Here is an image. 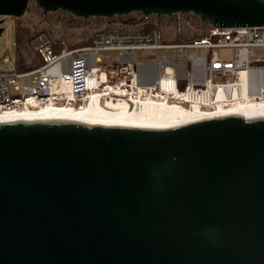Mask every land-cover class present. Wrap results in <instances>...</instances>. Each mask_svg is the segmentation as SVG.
<instances>
[{"label":"water","instance_id":"95a60500","mask_svg":"<svg viewBox=\"0 0 264 264\" xmlns=\"http://www.w3.org/2000/svg\"><path fill=\"white\" fill-rule=\"evenodd\" d=\"M30 2L84 19L264 27V0H0V17L19 21ZM0 264H264V112L0 122Z\"/></svg>","mask_w":264,"mask_h":264},{"label":"built area","instance_id":"2783aa9c","mask_svg":"<svg viewBox=\"0 0 264 264\" xmlns=\"http://www.w3.org/2000/svg\"><path fill=\"white\" fill-rule=\"evenodd\" d=\"M39 37H45L40 35ZM185 43H173L155 27L151 31H99L86 47L54 53L41 39L40 65L27 70L0 71V112L56 108L82 109L92 96L115 103L156 100L183 109L215 112L242 101H264V27H212ZM220 49L232 50L231 59ZM136 50H151L160 59L138 62ZM99 51L118 52L108 63ZM10 63L9 58L3 59ZM107 68V69H105ZM243 74L252 77L247 89Z\"/></svg>","mask_w":264,"mask_h":264},{"label":"rangeland","instance_id":"374dc122","mask_svg":"<svg viewBox=\"0 0 264 264\" xmlns=\"http://www.w3.org/2000/svg\"><path fill=\"white\" fill-rule=\"evenodd\" d=\"M34 3L35 2L31 3L32 5L29 6V11L26 13L25 17L19 21L13 18L0 17V20H4V23L0 25V27L5 29L0 38V71L12 70L13 66H16L18 71L27 70L33 65L35 67L39 66L40 57L37 49L41 43V39L51 41L54 53H60L61 50L66 47L64 44H62V41L66 42L69 48L86 47L92 43L93 36L99 31H127V28H124L121 25L119 26L118 24L119 22L122 23L123 20H127L126 18L122 17H118V20L115 21V24L112 23V21L109 23V20H104L105 18H102L103 20L95 19V21H93L94 25L92 29L86 28L83 25L84 23H81L79 28L74 29L73 27L72 30H66L63 23L61 25L56 24V14L51 15L53 13H49L48 16L50 17V21L45 20L46 17L43 13V10L42 12L37 13V4L35 3V5ZM34 13H36V19L35 21L34 19L31 21L30 16ZM177 18L178 21L182 23L183 16L178 14L176 19ZM156 19L152 17L151 20H144V24L140 28H147V32H149L152 30L148 26L149 22H151L150 24L154 27L159 25V23L162 25L168 23V21H163L164 19L161 17H157ZM18 23L27 33L22 44L17 43ZM167 33L172 36L168 37L167 41L173 43L189 42L194 39L196 35L198 36V34L194 32H192L190 35V33L187 32L181 26V24L176 25L174 28L169 26V28H167ZM40 35H44L45 37H39ZM254 52L256 55L264 56V48H256ZM117 54L118 52H97V56L101 58L104 63L110 62L111 58ZM218 55L221 58L231 59L233 53L230 49H220L218 51ZM133 57L138 62H151L160 59V55L151 50H136L133 52ZM4 58H9L10 63H4ZM21 59L23 62L20 61Z\"/></svg>","mask_w":264,"mask_h":264},{"label":"bare ground","instance_id":"6f19581e","mask_svg":"<svg viewBox=\"0 0 264 264\" xmlns=\"http://www.w3.org/2000/svg\"><path fill=\"white\" fill-rule=\"evenodd\" d=\"M252 79L249 74H243L241 86L247 89ZM264 112V101H242L229 107L219 106L215 112L201 109L191 110L172 106L152 99L139 100L134 104L115 103L103 100L98 96H92L89 103L82 109L56 108L46 106L40 109H22L0 112V122L19 120H61V121H82L102 122L124 126L142 125H171L195 123L211 118L230 116H242L246 114Z\"/></svg>","mask_w":264,"mask_h":264},{"label":"trees","instance_id":"16d2710c","mask_svg":"<svg viewBox=\"0 0 264 264\" xmlns=\"http://www.w3.org/2000/svg\"><path fill=\"white\" fill-rule=\"evenodd\" d=\"M32 2H30L29 6H31ZM35 4V3H34ZM36 5V4H35ZM36 10L37 13L38 12H42V9H40L37 5H36ZM183 16V21L182 23L178 21V18L176 19L177 15H173V16H161L162 19H164L163 21H168V23L162 25L161 23H159V25L155 26L158 27L166 36V39L168 37H172L170 36L169 33H167V28H169V26L171 27H175L178 24H181V26L190 33L194 32L197 33L198 36L196 35V37L194 39H199L202 38L201 36L209 29V25L207 23H205L200 17L195 16L194 14H181ZM154 17L155 19L158 16H150L148 18H144L143 15L139 14V13H132L130 15L127 16H123L122 18H126V19H133L129 24H123V23H118L119 26L121 25L124 28H127V30H134V31H147V28H140L143 24H144V20H151V18ZM186 17V18H185ZM31 21H35L36 19V13L32 14L30 16ZM118 18V17H115ZM160 18V17H158ZM161 19V20H162ZM118 20V19H117ZM157 20V19H156ZM159 20V19H158ZM162 22V21H161ZM151 22H149L150 24ZM150 29L155 28L154 26H152L151 24L149 25ZM164 26V27H163ZM136 29H140V30H136ZM201 33V34H200ZM27 35L26 31L21 27V25L18 23V29H17V43L18 44H22L24 37ZM192 39V40H194ZM90 44V43H89ZM22 60V59H21ZM20 60V61H21ZM23 62V61H22Z\"/></svg>","mask_w":264,"mask_h":264},{"label":"flooded vegetation","instance_id":"af4514ba","mask_svg":"<svg viewBox=\"0 0 264 264\" xmlns=\"http://www.w3.org/2000/svg\"><path fill=\"white\" fill-rule=\"evenodd\" d=\"M44 14H45V17H46L45 20L50 21L49 20L50 17L48 16L49 13H44ZM55 14L57 15V17H56V24H60L61 25L63 23L66 30L67 29L68 30L69 29L72 30L73 27H74V29L75 28H79L81 26V23H84L83 25L86 28L92 29L93 28V25H94L93 21H95V19H99V20L102 19V18H88V19H84V18H79V17L73 16V15H71L69 13H66V12H62V11L55 12V13H53L51 15H55ZM60 14H62V15H60ZM104 20H109V23H111V21H112V23L115 24V21H117V18H111V19H106L105 18ZM62 29H63V27H62Z\"/></svg>","mask_w":264,"mask_h":264}]
</instances>
